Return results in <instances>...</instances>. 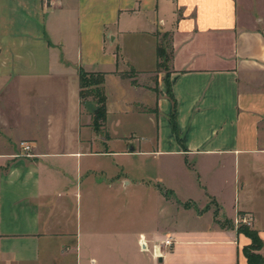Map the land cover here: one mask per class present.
I'll use <instances>...</instances> for the list:
<instances>
[{
    "label": "crops",
    "instance_id": "crops-1",
    "mask_svg": "<svg viewBox=\"0 0 264 264\" xmlns=\"http://www.w3.org/2000/svg\"><path fill=\"white\" fill-rule=\"evenodd\" d=\"M128 112L155 121L130 148ZM263 210L264 0H0V264H246L233 222L264 242Z\"/></svg>",
    "mask_w": 264,
    "mask_h": 264
},
{
    "label": "trees",
    "instance_id": "trees-1",
    "mask_svg": "<svg viewBox=\"0 0 264 264\" xmlns=\"http://www.w3.org/2000/svg\"><path fill=\"white\" fill-rule=\"evenodd\" d=\"M157 53L159 58H163L166 62L169 58L170 51L166 55V47L158 44ZM160 63H158V66ZM163 65V64H162ZM104 76L103 72H88L83 69H79V97L81 102L86 106L87 110L92 117V126L96 131L102 126V122L106 117V96L104 91ZM166 93L173 101V111L170 119L173 130L176 132V121H175V99L171 92L168 78H166ZM91 98L90 101L87 98ZM240 231L251 239L249 245L243 247V253L246 256V264H264V255L260 250L264 246V242L258 234V231L254 228H250L247 225H240ZM239 264V263H238Z\"/></svg>",
    "mask_w": 264,
    "mask_h": 264
},
{
    "label": "rangeland",
    "instance_id": "rangeland-1",
    "mask_svg": "<svg viewBox=\"0 0 264 264\" xmlns=\"http://www.w3.org/2000/svg\"><path fill=\"white\" fill-rule=\"evenodd\" d=\"M158 36V44L162 45L163 47H166V55L169 53V37L167 34H157ZM133 52V51H131ZM159 65H157V69H163L164 59H159ZM88 101L91 100V98H87ZM114 118L111 119V122H114V128H111L112 130H109L112 137L116 139H125L127 142H129V148L132 147V145H138V140H142L147 137H152L154 132V122L146 115L137 114L135 112H128L126 114H117L115 113ZM145 157L141 156V158H137L135 160H127V165L130 166H138L140 165L142 169L149 171L150 164L149 161H145ZM144 164L146 167H144ZM167 164L166 158H159L158 159V170H163V166ZM258 203V202H257ZM264 211V210H263ZM238 221L236 220L233 222V225L237 227V229L240 231L239 227L240 225H247L250 228H253L251 224H247L245 222L241 221V217L238 216ZM241 232V231H240ZM243 233V232H241ZM244 234V233H243ZM245 235V234H244ZM249 245V244H248ZM246 246V245H245ZM244 247V246H243ZM242 247V252H243Z\"/></svg>",
    "mask_w": 264,
    "mask_h": 264
},
{
    "label": "built area",
    "instance_id": "built-area-1",
    "mask_svg": "<svg viewBox=\"0 0 264 264\" xmlns=\"http://www.w3.org/2000/svg\"><path fill=\"white\" fill-rule=\"evenodd\" d=\"M20 148L26 153V155H29L28 152H30L31 150V146L29 144V142H25V141H22L20 142ZM239 219L236 220V222L238 221ZM242 222H245L247 224H251V222L247 219V218H242L241 219ZM139 243L141 245L142 248H145L146 247V243L144 242V239L143 237H141L139 239ZM173 244V237L171 235H166L164 236V238L162 239L161 243L160 244H157L155 245V247L157 246L159 249H160V246H163L165 249L169 248L171 245ZM162 251V250H161ZM163 252V251H162Z\"/></svg>",
    "mask_w": 264,
    "mask_h": 264
}]
</instances>
